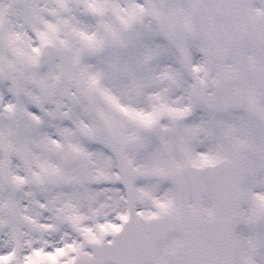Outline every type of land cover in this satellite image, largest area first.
Instances as JSON below:
<instances>
[{"label":"snow or ice","instance_id":"snow-or-ice-1","mask_svg":"<svg viewBox=\"0 0 264 264\" xmlns=\"http://www.w3.org/2000/svg\"><path fill=\"white\" fill-rule=\"evenodd\" d=\"M0 264H264V0H0Z\"/></svg>","mask_w":264,"mask_h":264}]
</instances>
